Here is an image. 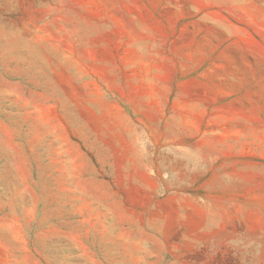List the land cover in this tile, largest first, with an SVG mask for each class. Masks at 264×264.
Wrapping results in <instances>:
<instances>
[{
	"label": "rangeland",
	"instance_id": "obj_1",
	"mask_svg": "<svg viewBox=\"0 0 264 264\" xmlns=\"http://www.w3.org/2000/svg\"><path fill=\"white\" fill-rule=\"evenodd\" d=\"M0 264H264V0H0Z\"/></svg>",
	"mask_w": 264,
	"mask_h": 264
}]
</instances>
